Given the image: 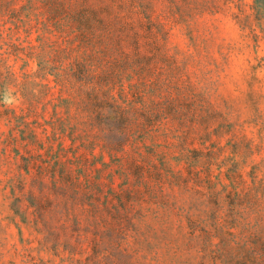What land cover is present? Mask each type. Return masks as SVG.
Wrapping results in <instances>:
<instances>
[{
  "label": "rangeland",
  "instance_id": "374dc122",
  "mask_svg": "<svg viewBox=\"0 0 264 264\" xmlns=\"http://www.w3.org/2000/svg\"><path fill=\"white\" fill-rule=\"evenodd\" d=\"M0 264H264L254 0H0Z\"/></svg>",
  "mask_w": 264,
  "mask_h": 264
},
{
  "label": "trees",
  "instance_id": "16d2710c",
  "mask_svg": "<svg viewBox=\"0 0 264 264\" xmlns=\"http://www.w3.org/2000/svg\"><path fill=\"white\" fill-rule=\"evenodd\" d=\"M254 4L261 9L262 11H264V0H254Z\"/></svg>",
  "mask_w": 264,
  "mask_h": 264
}]
</instances>
